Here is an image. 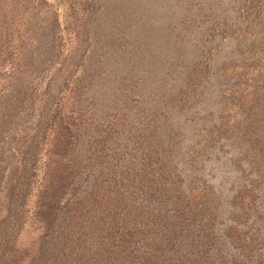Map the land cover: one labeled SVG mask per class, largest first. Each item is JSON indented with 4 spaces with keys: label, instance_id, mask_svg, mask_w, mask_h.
I'll return each mask as SVG.
<instances>
[{
    "label": "rangeland",
    "instance_id": "rangeland-1",
    "mask_svg": "<svg viewBox=\"0 0 264 264\" xmlns=\"http://www.w3.org/2000/svg\"><path fill=\"white\" fill-rule=\"evenodd\" d=\"M151 258L264 264V0H0V264Z\"/></svg>",
    "mask_w": 264,
    "mask_h": 264
},
{
    "label": "trees",
    "instance_id": "trees-1",
    "mask_svg": "<svg viewBox=\"0 0 264 264\" xmlns=\"http://www.w3.org/2000/svg\"><path fill=\"white\" fill-rule=\"evenodd\" d=\"M117 258H119V256H117ZM147 264H171L170 261H165V259H154L151 258L150 260L147 261Z\"/></svg>",
    "mask_w": 264,
    "mask_h": 264
}]
</instances>
